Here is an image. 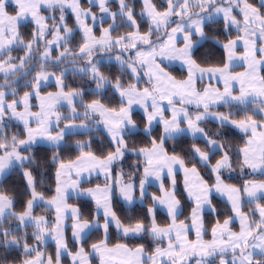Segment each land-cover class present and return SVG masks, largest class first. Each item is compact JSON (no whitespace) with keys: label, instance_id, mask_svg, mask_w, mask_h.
I'll return each mask as SVG.
<instances>
[{"label":"snow or ice","instance_id":"obj_1","mask_svg":"<svg viewBox=\"0 0 264 264\" xmlns=\"http://www.w3.org/2000/svg\"><path fill=\"white\" fill-rule=\"evenodd\" d=\"M110 2L88 0L90 7L82 8L80 0H0V73L4 74V83L0 84V179L18 168L25 185L20 210L16 208V198L0 190V247L5 251L19 249L24 257L20 264H61L64 253L69 255L71 264H90V253L86 252L83 244L86 234L97 228L102 229L104 238L92 243L91 250L99 255L100 264H188L191 257H197L195 264H207L206 258L217 253L221 254V264H264V204L260 203L264 200V180L248 179L241 187L226 183L223 173L234 170L228 145L221 142L219 132L210 134L201 126L202 122L212 118L219 121L220 127L230 124L248 135L245 145L237 150L239 157L236 163L241 172L247 168L252 173L264 175V75L259 72L260 66H264V11L261 10L264 0L260 7L249 0H165L164 9H158L152 0H142L138 15L148 23L144 33L139 30L129 0H116L118 7L115 11L109 7ZM10 4L15 5L14 13L8 11ZM91 5L98 7L99 17L92 11ZM42 8L58 11L59 16L41 15ZM66 8L72 10L76 29L82 33L81 42L76 47L69 46L74 38V29L65 21ZM237 9L239 18L234 15ZM105 15L112 21L108 27L102 26ZM216 16L223 17L226 35L230 36L228 30L232 27L237 29V35L235 39H227V42L213 37L224 49L225 60L221 65L201 67L194 58V49L199 40L209 39L205 24ZM118 18L120 24L116 23ZM29 19L36 28L26 42L19 26ZM49 19L53 21L51 26ZM97 20L101 22L99 36L88 24L91 21L95 25ZM124 25L132 31L114 36L113 33ZM194 35L199 39L194 41ZM47 36L52 38L46 39ZM178 38L183 47L176 46ZM238 44L243 46L240 55L236 52ZM17 46L22 48L24 55L13 57L11 52ZM114 49L120 54L115 55ZM100 53H113L122 72H128L136 82H122L119 77L114 81L109 79L101 71L97 55ZM125 53L131 55L125 57ZM108 59L111 60L112 55ZM164 59L180 60L186 65L187 79L176 80L166 72L161 66ZM235 61H243L246 71L233 73L231 69ZM65 65L73 66V74H82L83 79L94 85L91 92L94 96L102 97L104 90L110 87L118 95L119 105L111 107L102 98L86 102L85 88H70L65 84L69 71ZM33 72L35 75H32ZM21 75L25 77V87L29 91L18 97L17 89L12 85ZM28 76L31 80H27ZM141 76L148 78V87L141 89L137 86ZM205 76L209 80L222 81L223 90L212 86L198 90L196 81L204 80ZM50 80L55 81L57 91L41 95L42 85ZM4 89L11 90L13 98L10 102ZM33 97L39 101V110L35 112L29 103ZM164 100L171 109L170 118L164 115L166 109L161 103ZM177 104L180 107H176ZM221 104L229 108L243 106V118L234 119L231 112L226 114L213 110ZM65 105L68 114L61 115L60 108ZM134 105L144 110L143 133L150 143V147L135 150L143 157V175L138 183L131 178L124 181L122 170L120 179L111 177L112 165L132 151L125 137L139 131L132 118ZM188 105L195 106L197 111L190 113ZM250 106L251 115L248 114ZM256 113H259V120L254 118ZM6 118L22 122L25 138L18 135L9 137L3 131ZM62 120L67 123L60 127ZM154 123L162 126L159 138L152 135ZM101 125L109 134L112 145V150L103 158L91 151L90 141H78L80 155L77 159L69 163L60 159L59 152L66 132L72 129L89 130ZM184 134L190 135L194 141L202 137L208 145L207 151L195 142L191 145V167L180 155H170L164 146L166 141ZM41 140L52 146L53 155L49 159L56 166L54 195L51 198H45L38 191V185L44 183L43 173H39L40 179L34 175L35 168L45 167L32 155L33 147ZM85 147L89 149L87 152ZM213 149L220 153L215 163H212ZM200 163L214 176L212 184L201 175L197 167ZM176 166L184 173V190L194 205L187 223L183 220L178 222L182 207L176 194ZM92 171L104 173V187L96 185L95 188L81 189L82 174ZM128 175L131 177L132 174ZM165 178L170 181L168 188L164 187ZM151 179L160 183L162 195L147 191L146 185ZM114 186L128 204L134 202L137 192L141 200L150 197L153 206L147 209L149 225H145L143 220L126 224L117 216L112 208ZM72 191L93 198L96 208L91 219L85 218L79 208L67 203ZM213 193L226 197L234 215L222 224L217 220L211 229L212 240L206 242L203 240L205 229L202 217L206 209L215 212ZM242 195L248 198L250 205H255L251 214L241 210ZM157 206L164 207L170 217L171 223L167 227L156 223ZM38 207L52 211L54 218L35 215L34 209ZM257 213L258 220L254 218ZM236 218L240 225L238 232L229 227ZM69 219L72 237L79 245L75 252L68 248L65 236L66 221ZM112 226L125 237L150 236L155 241L154 252L148 254L143 245L129 247L128 244L117 243L110 246L108 230ZM193 230L196 239L190 241L188 233ZM46 237L55 241L54 256L40 250ZM30 238L34 243L29 242ZM165 241L167 246L162 247ZM225 253L232 254L230 261L222 258ZM0 264L9 262L3 260Z\"/></svg>","mask_w":264,"mask_h":264},{"label":"trees","instance_id":"obj_2","mask_svg":"<svg viewBox=\"0 0 264 264\" xmlns=\"http://www.w3.org/2000/svg\"><path fill=\"white\" fill-rule=\"evenodd\" d=\"M129 2L132 4L134 8V14H136L137 23L139 24V30L141 33H144L148 29V23L145 18L140 17L138 14L142 9V1L141 0H129ZM250 3L253 5L260 7L262 0H249ZM153 3L156 5L158 9H164L166 7L165 0H153ZM81 5L83 8L90 7L87 0H81ZM109 7L111 10L115 11L118 7V5L111 1L109 4ZM92 11L94 13H100L99 9L97 7L91 6ZM264 11V8L261 9ZM50 13V11H47ZM57 13L59 15V12H53ZM65 14L67 15V24L69 27L74 29V38L70 42V47H76L82 39V33L78 29H76V21L75 17L69 13L68 11H65ZM235 15L240 17V13L237 11L235 12ZM52 21V20H50ZM117 24H120L119 18L117 19ZM53 22V21H52ZM111 21L106 20L103 22V26H108ZM49 25H51L49 23ZM36 25L29 21L24 24H22L19 28V32L22 36V38L25 41H29L31 39V36L33 32L35 31ZM128 31H132L131 28L124 25L119 28L117 32H114L113 35H122ZM230 36L226 35L224 31V21L223 20H216L209 22L205 25V32L209 39H204V41L197 46L194 49V58L196 59L197 63L200 64V66L208 67L211 65H221L226 57V53L224 49L221 47L220 44L216 43L213 37L220 40L221 42H227V39H235L237 35V29L232 27L229 30ZM48 38H51V36H48ZM42 49V45H41ZM18 52L24 53L23 50H17ZM115 55H119V52H114ZM113 53H100L97 54L99 56L100 60V67L101 71L109 77V79H112L113 81L115 78L119 77L122 82L126 83H135L136 81L130 76V74L126 71L122 72L120 65L115 59V55ZM55 55V52H54ZM112 55V59L109 60L108 57ZM126 57V56H125ZM81 66V65H77ZM165 66V65H164ZM65 67L69 68L68 73L66 74L65 78V84L70 88H78L83 87L86 89L84 99L86 102H89L91 99L96 98H102L103 102L108 104L111 107H117L120 103L118 95H116L113 90L110 87H107L104 90V94L102 97L94 96L91 94L92 89L94 85H92L90 82L86 81L82 78V74L76 73L73 74L71 69L73 66L65 65ZM169 71L173 75H175L179 79H184L187 77V72L179 69L177 67H167ZM55 69H50V71H54ZM35 74L34 72L32 75ZM262 75H264V69L262 71ZM27 79L31 80V76H28ZM19 80V79H18ZM146 78L144 76H141V79L138 83L139 88L148 87L149 85L146 83ZM4 82H0L2 84ZM26 79L24 76H22V81L19 86L20 94L24 93L25 91H29L27 87H25ZM214 111L223 112V113H232V118L234 119H242L244 116L243 112V106H234L232 108H229L227 106H220L216 109H213ZM194 112L197 110L193 109ZM248 114H253L252 106L249 107ZM132 118L136 121V124L139 128V131H135L133 133H130L125 137V140L128 144L129 149H132V151H129L125 154L124 158L119 162L116 163L113 167L112 172V178L113 179H119L121 177V170L123 172V178L125 181L128 179H133L136 183H138L139 179L142 177V169H143V160L140 155L136 153V149H139L141 147H150L149 138L147 135L143 133V128L145 126V114L141 110H135L132 114ZM257 120L260 119L259 113L255 114V117ZM79 122V121H77ZM5 127L3 128V131L11 137L12 135H18L19 138H25V130L23 126H21L18 123H14L11 120L4 122ZM202 127L205 128L206 131H208L210 134L219 132L220 133V139L221 142L228 145V150L230 153V156L233 160V171L227 172L225 171L223 173V178L226 183L241 187L243 183L248 180H264V175H252L245 172V169L243 172L240 171L239 165L236 163L239 153L238 149L242 148L246 141L247 136L237 131L235 128L226 125L224 127H220L219 123H215L213 121H206L201 124ZM162 134V127L161 125H157L153 128L152 135L156 138H159ZM85 142L90 141L91 142V151L97 155L100 158H103L109 151L112 150V145L109 139V135L99 127H93L87 131L83 132H76L67 134L65 136L64 143L61 145L59 156L60 159L63 160L65 163H69L72 161H75L77 157L80 155V149L77 146V142ZM196 143L197 146L201 147L202 150L207 151L208 145L204 141L203 138H198L195 141L190 135H182L177 137L175 140H168L165 142V148L167 149L168 153L171 155L173 153L180 155L182 158L185 159V163L188 167H191L192 161H191V152L190 148L193 143ZM89 149L87 147L84 148V151L87 152ZM214 152V158L212 159V163H215L216 159L220 158L219 150H213ZM32 155H34L38 161L39 164L45 165L43 168H35L34 169V175H37V178L40 179L39 173H43L44 183L42 186L38 185V191L42 192L45 196V198H51L52 195H54V188H55V181H54V172L56 166L53 165L50 161V157L53 155V149L52 146L47 145H37L34 146L32 149ZM198 169L200 170L201 175L204 177L205 180L209 182V184H212L214 182V176L206 169V167L203 165V163H200L197 165ZM135 169H140L139 171H135ZM131 173V177L128 175ZM176 194L178 198L181 201L182 206V214L179 215L178 219L183 220L185 222H188V217L191 214V209L194 206L192 201L187 198L184 185H183V176L181 174H177L176 177ZM112 180H109L110 182ZM105 183V180L102 178H97L95 180L87 181L82 184V187L89 188L96 185H103ZM170 184V181L168 179L165 180V188H168ZM0 190L4 191L6 194H9L11 196H14L16 198L17 210H20L21 203L20 201L23 199V196L21 195L25 190L24 185V179L21 175L19 169L11 170L10 173L5 176L4 179L0 182ZM149 193L155 194V195H161L162 192L160 190V187L156 186H150ZM136 196H139V193H136ZM69 203L72 205H75L79 208L80 212L84 215L85 218L91 219L95 213V203L92 200L89 199H75L71 198L69 200ZM261 204H264V200L260 201ZM212 204L215 207V212L209 211L206 212L203 216V224L205 229L204 238L205 240H211V229L216 225L217 220L222 224L223 221L230 216H233L234 214L231 212V206L228 204L227 201L221 199L220 197L213 196L212 197ZM152 201L150 197L144 198V203H136L134 205H126L124 201L120 198L118 190L114 192L113 201H112V208L116 212L117 216L120 217V219L124 223H129L130 221L135 220H143L145 225L150 224V218L147 213L148 207H152ZM255 208L254 204H249L247 201L243 202V209L245 213L251 214L253 212V209ZM53 213L52 211H48L44 207H38L35 209L34 214L35 215H41V214H49ZM156 222L161 227L168 226L171 221L170 218L166 213H164L160 209H156ZM256 220H258V215L256 214L254 217ZM102 222V221H101ZM235 228L238 229L237 223L234 222ZM31 231V229L29 230ZM103 231L102 229L95 228L86 238L85 243L83 244L86 252L90 253L91 250V244L97 243L101 239H103ZM66 240L70 248L72 249V252H75L78 250V246L76 242L73 240L72 237V230L71 227H68L66 230ZM30 243H34V241L29 239ZM108 243L110 246L115 245L117 243H124L128 244L129 247H138L143 245L145 248V251L148 254H152L155 249V241L152 240V238L148 235H143L140 237H125L123 236L114 226L110 227L108 230ZM56 246L54 244H47L45 246V252L50 255H55ZM23 255L20 252L19 249H9L8 251H5L2 247H0V261L7 260L9 264H20V261L23 259ZM96 258H93L94 264H97L95 261ZM63 264H71V259L69 256H65L62 259ZM215 262H212L211 264H214Z\"/></svg>","mask_w":264,"mask_h":264},{"label":"crops","instance_id":"obj_3","mask_svg":"<svg viewBox=\"0 0 264 264\" xmlns=\"http://www.w3.org/2000/svg\"><path fill=\"white\" fill-rule=\"evenodd\" d=\"M88 1V0H87ZM111 1H114L115 3H116V0H111ZM69 2H70V0H69ZM152 2H153V0H152ZM80 4H81V0H80ZM91 6H93V7H96L95 5H91ZM81 7H82V5H81ZM83 8V7H82ZM98 8V7H97ZM47 11H50V10H48V9H46V8H42L41 9V15H44V16H50V13H48ZM65 11H68L69 13H71L73 16H74V14H73V12H72V10L70 9V8H66L65 9ZM98 17L101 15L100 13H95ZM234 15H235V12H234ZM237 16V15H236ZM237 18H239L238 16H237ZM221 20H223V17L222 18H220ZM106 20H109V21H111L110 19H109V17L107 16V15H105L104 16V20H103V22L104 21H106ZM217 20V19H216ZM110 23H112V21L110 22ZM116 23H117V21H116ZM88 24H89V26L90 27H93V32H94V34L96 35V36H99L100 34H101V22L99 21V20H97V22L95 23V25H93L92 24V22L91 21H88ZM207 24V23H206ZM205 24V25H206ZM103 26V25H102ZM109 26V25H108ZM108 26H103V27H108ZM235 28V27H234ZM51 39V38H50ZM199 38L196 36V35H194L193 36V40L194 41H196V40H198ZM203 41H200L199 40V43H198V45L197 46H199L201 43H202ZM257 44H258V46H259V41H257ZM182 44H181V42H176V46L177 47H182L181 46ZM196 46V47H197ZM195 47V48H196ZM114 52H119V50H113ZM236 52H237V54L238 55H240V54H242L243 53V46H242V44H238V46H237V48H236ZM126 54H128V55H131V53H125L124 55L125 56H128V55H126ZM257 58H259V53L257 54ZM165 64H161V66L162 67H164L165 68V71L166 72H168L172 77H174L176 80H185V79H187V77H185L184 79H179V78H177L175 75H173L172 73H171V71H169L168 70V68H167V65H165ZM201 67H203V66H201ZM263 69H264V66H260V68H259V72H260V74L262 75V71H263ZM231 71L233 72V73H238V72H244V71H246V65H245V63L243 62V61H235L234 62V66H233V68L231 69ZM209 86H212V87H218V88H220L221 89V91L223 90V88H222V81H220V82H218L216 79H211V80H209L208 79V77L207 76H205V78H204V80H197L196 81V88L199 90V89H202V88H205V87H209ZM161 103H162V105L165 107V109H166V111H165V113H164V115L166 116V117H169L170 118V116H171V109L170 108H168V105H167V101L166 100H164V101H161ZM220 106H224V105H219V106H216V107H214L213 109H216V108H218V107H220ZM176 107H180V105L179 104H177L176 105ZM186 107H188V110H189V112L190 113H195L194 111H193V109H195V110H197L196 108H195V106H193V105H188V106H186ZM135 110H141L143 113H144V110H143V108L141 109H139L138 107H134L133 108V111H132V114H133V112L135 111ZM206 121H213V122H215V123H219V121H217V120H215V119H212V118H209L208 120H206ZM206 121H204V122H206ZM204 122H202V123H204ZM157 125H160V124H154V127L155 126H157ZM229 126H231V127H233V128H235L234 126H232V125H230V124H228ZM183 126V125H182ZM162 127V126H161ZM99 128H102L104 131H105V129H104V127L101 125V126H99ZM237 131H239L240 133H242V134H244V135H246L245 133H243V132H241L239 129H237V128H235ZM106 132V131H105ZM107 133V132H106ZM108 134V133H107ZM109 135V134H108ZM185 135V134H184ZM247 136V139L249 138L248 137V135H246ZM200 138H202V137H200ZM137 153V152H136ZM142 157V156H141ZM124 158V157H123ZM142 160H143V157H142ZM116 163H114L113 165H112V171H111V177H112V172H113V167H114V165H115ZM245 172L247 173V175L249 174H252V175H262L260 172H256V173H252L249 169H247V168H245ZM142 174H143V172H142ZM177 174H181L182 176H183V180H184V173H183V171L179 168V166H176V175ZM176 177V176H175ZM97 178H105V176H104V173L103 172H96V171H92L90 174L88 173V172H84L83 174H82V178H81V180H80V188L81 189H87V188H84V187H82V184L84 183V182H87V181H91V180H95V179H97ZM167 178H165L164 179V187H165V180H166ZM254 181H260V180H254ZM101 187H104V185H100ZM150 186H156V187H160V185H156L155 183H152L151 182V180H150V182H149V184L148 185H146V189H147V191H149V188H150ZM234 186V185H233ZM96 186H92V187H89V188H95ZM237 187V186H236ZM77 192H75V191H72L71 193H70V195H69V197H68V200H67V203L68 204H70L69 203V200L71 199V198H75L76 199V196H77ZM162 195V194H161ZM213 196H217V197H220L221 199H223V200H225V201H227L228 202V200L226 199V197L225 196H222V195H219V194H216V193H213ZM212 196V197H213ZM77 198H85V199H90V200H93V198H91V197H89V196H86V195H80V194H78V197ZM112 200H113V197H112ZM94 201V200H93ZM244 201H247L248 202V198L246 197V196H243L242 195V205H241V210L244 212V209H243V202ZM95 202V201H94ZM135 202V201H134ZM133 204V203H132ZM136 204V203H135ZM228 204L230 205V203L228 202ZM71 205V204H70ZM134 205V204H133ZM71 206H73V207H75V205H71ZM132 206V205H131ZM231 206V205H230ZM207 212H209V211H207ZM245 213V212H244ZM205 214V213H204ZM204 216V215H203ZM258 219H259V217H258ZM180 220L178 219V222H179ZM67 227H66V230H67V228L68 227H71V220L69 219V220H67ZM185 223H187V222H185ZM237 223V222H236ZM229 227L232 229V231H239V227H240V225L237 223V227H238V229H236L235 228V224H234V221L233 222H231L230 223V225H229ZM93 229H95V228H93ZM204 234H205V232L203 233V239L205 240V238H204ZM189 237H190V239L191 240H193L194 238H195V236H194V231H190L189 232ZM212 240V239H211ZM211 240H205V241H207V242H209V241H211ZM194 241V240H193ZM90 253H92V251L90 252ZM207 262V261H206ZM194 263V262H193ZM192 263V264H193ZM212 262H207V264H211ZM215 264V263H214Z\"/></svg>","mask_w":264,"mask_h":264},{"label":"rangeland","instance_id":"obj_4","mask_svg":"<svg viewBox=\"0 0 264 264\" xmlns=\"http://www.w3.org/2000/svg\"><path fill=\"white\" fill-rule=\"evenodd\" d=\"M142 1V0H141ZM88 2V1H87ZM7 8H8V11L10 12V13H14L15 12V5L14 4H10V5H8L7 6ZM239 12V10L237 9V10H235L234 12ZM51 16H59V15H57V13H53V12H51L50 11V16H48V17H51ZM47 17V16H46ZM220 18H222V16H216L215 18H214V20L213 21H216V19L217 20H221ZM51 19H49L48 20V24L50 23L51 25H52V21H50ZM29 21H31V22H33L31 19H29V20H27V21H22L21 22V24H20V26L22 25V24H24V23H26V22H29ZM65 21L67 22V15L65 14ZM118 22V21H117ZM209 22H212V21H208V22H206V23H209ZM34 23V22H33ZM50 25V26H51ZM20 26H19V28H20ZM173 27L175 26V25H172ZM52 38V37H51ZM46 39H50V38H48V36L46 37ZM200 41H204V39L203 40H200ZM27 42V41H26ZM176 42H181V39L180 38H178L177 39V41ZM181 44H182V42H181ZM198 45V44H197ZM196 45V46H197ZM182 47H183V44L181 45ZM22 50V48L21 47H19V46H17V47H14L13 48V50H12V52H11V55L13 56V57H20V56H23L24 55V53H21V52H18L17 50ZM42 50V49H41ZM53 55H54V52H53ZM162 64H165V65H167V67H177V68H179V69H182V70H184V71H186L187 72V69H186V65H184L180 60H168V59H164L163 60V62H162ZM26 71H27V69H26ZM33 75H35V74H33ZM23 75H21L20 77H18L17 78V80L18 79H20L21 77H22ZM145 78H146V80L148 79L146 76H144ZM27 80H30V79H27ZM0 82H4V74L3 73H0ZM3 84V83H2ZM13 87H15L16 89H17V93H18V97H22L23 96V93H21L20 94V90H19V86L18 85H16V86H13ZM94 88V87H93ZM5 91H6V93H7V95H6V99H8L9 100V102L11 101V99L13 98L12 97V93H11V90L10 89H4ZM93 90V89H92ZM57 91V87H56V85H55V81L54 80H50V81H48L47 83H45V84H43L42 85V87H41V89H40V93H41V95H47V93L48 92H53V93H55ZM29 103H30V105H32V107H31V110L33 111V112H35V111H38L39 109H38V107H37V105L39 104V101L35 98V97H33V98H31L30 99V101H29ZM134 107H138L139 109L141 108L142 109V107H140L139 105H134ZM133 107V108H134ZM20 110H22V108L20 109ZM60 113H61V115H67L68 114V108H67V106L65 105L64 107H61L60 108ZM9 119H5V121H8ZM4 121V122H5ZM11 121H13L14 123H18V124H20L21 126H23V124H22V122H20V121H18V120H15V119H12ZM65 123H67V121H61L60 122V127H63V125L65 124ZM77 123H79V122H77ZM155 124V123H154ZM33 126H35L34 124H33ZM23 128H24V126H23ZM83 131H87V130H84V129H72V130H69L68 132H66V134H65V136L67 135V134H71V133H76V132H83ZM185 135H188V134H185ZM64 143V141L61 143V145ZM37 145H47V146H51L50 144H48L46 141H43V140H41V141H38V143L35 145V146H37ZM213 150H216V149H213ZM10 173V171L5 175V176H7L8 174ZM5 176L2 178V179H4L5 178ZM121 178V177H120ZM119 178V179H120ZM2 179H0V182L2 181ZM102 179H104L105 180V178H102ZM123 180L125 181V179L123 178ZM151 182L152 183H155L156 185H160V183L158 182V181H156L155 179H151ZM109 183H112V181H110ZM105 184V183H104ZM103 184V185H104ZM116 187L114 186L113 187V196H114V192L116 191ZM118 190V189H117ZM120 196V195H119ZM78 197V194H77V196H76V199H85V198H77ZM120 198L122 199V197L120 196ZM90 200V199H89ZM123 200V199H122ZM93 201V200H92ZM113 201V200H112ZM124 201V200H123ZM134 201L135 202H133V204H135V203H144V199L143 200H141L140 198H139V196H136V194H135V199H134ZM94 202V201H93ZM95 203V202H94ZM124 203L126 204V205H133V204H128L126 201H124ZM70 205V204H69ZM72 205V204H71ZM75 207H77V206H75ZM182 207V206H181ZM78 208V207H77ZM160 209V210H162L164 213H166L167 215H168V213H167V211H166V209L164 208V207H162V206H157L156 207V209ZM255 209V208H254ZM253 209V210H254ZM34 211H35V209H34ZM207 211H210V210H208V209H206L205 211H204V213H206ZM204 213H203V215H204ZM155 214H156V211H155ZM43 215H45V216H47V217H49V218H54V213H49V214H43ZM257 215H258V213H257ZM168 217H169V215H168ZM179 217V216H178ZM259 217V216H258ZM170 218V217H169ZM203 218V217H202ZM155 220H156V217H155ZM171 221V220H170ZM237 222L238 224H239V219L238 218H236V219H233L232 220V222ZM67 222V221H66ZM157 223V222H156ZM66 225H67V223H66ZM204 225V224H203ZM160 226V225H159ZM67 227V226H66ZM167 227V226H166ZM94 229H92L90 232H88L87 234H86V237L93 231ZM194 231V230H193ZM120 232V231H119ZM121 233V232H120ZM122 234V233H121ZM123 235V234H122ZM65 236H66V228H65ZM194 236H195V231H194ZM85 237V238H86ZM127 237H132V236H127ZM137 237H140V236H137ZM188 239L190 240V241H193V240H195L196 239V236H195V238L193 239V240H191L190 239V237H189V233H188ZM73 240H74V238H73ZM204 240V239H203ZM75 241V240H74ZM205 241V240H204ZM76 242V241H75ZM207 242V241H206ZM54 244L55 245V241L54 240H52L50 237H46V239H45V242L43 243V244H41L40 245V250L41 251H43V252H45V246L47 245V244ZM77 244V243H76ZM56 246V245H55ZM77 246L79 247V245L77 244ZM162 247H166L167 246V243H166V241L161 245ZM68 248L72 251V249L70 248V246L68 245ZM46 254H47V252H45ZM225 254H227V255H230L229 257H222L224 260H226V261H230L231 260V258H232V254L231 253H225ZM65 256H69L67 253H64L63 255H62V257H61V264H63L62 263V259L65 257ZM93 258H96V262H97V264H100V257H99V255L98 254H95V253H90V255H89V262H90V264H94V262H93ZM214 262H215V264H221V260H220V257L219 258H217V259H215L214 260ZM193 264H195V261H194V263Z\"/></svg>","mask_w":264,"mask_h":264},{"label":"water","instance_id":"obj_5","mask_svg":"<svg viewBox=\"0 0 264 264\" xmlns=\"http://www.w3.org/2000/svg\"><path fill=\"white\" fill-rule=\"evenodd\" d=\"M128 55V54H126ZM127 57V56H126ZM22 81V77L19 79V80H16L12 86H16L18 84H20ZM221 254L217 253V254H214L213 256L211 257H207L206 258V261L207 262H214L215 259L219 258ZM230 255H227V254H223V257H229ZM197 257H191L189 258L188 260V264H192L194 261H196Z\"/></svg>","mask_w":264,"mask_h":264}]
</instances>
